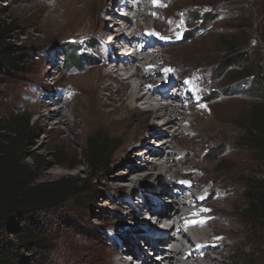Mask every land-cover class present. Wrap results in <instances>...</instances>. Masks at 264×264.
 I'll list each match as a JSON object with an SVG mask.
<instances>
[{
	"label": "rangeland",
	"instance_id": "obj_1",
	"mask_svg": "<svg viewBox=\"0 0 264 264\" xmlns=\"http://www.w3.org/2000/svg\"><path fill=\"white\" fill-rule=\"evenodd\" d=\"M160 1H163L161 8L164 14L171 13L168 17L173 16L175 20L160 19L154 23L151 18L146 21L139 19L138 31H143L154 24L157 32L167 30L173 32L175 29L172 34L177 39L172 40V45L158 49L157 52L160 54L162 50L164 58L178 64L173 69L174 72H194V75L202 77V84L208 88L205 92L209 95L210 102L222 98L233 100L235 103H233L235 112L227 117L231 128L228 136L218 139L213 144H205L199 153L204 155L205 164L217 165L221 171H231V179L239 186L238 196L228 205L238 216L242 229V234L237 237L239 242L232 249L234 255L231 264H264V222L255 219L250 222V217L243 211L244 194L249 182L264 178V166L256 153L246 148L250 138L248 126L251 113L255 105L264 103L263 98L253 96L252 91H249L253 78H264V0ZM54 2L55 0H0V24L12 23V29L5 40L6 44L13 50L18 48L23 51L21 64L24 70L17 75L20 79L16 83H9L8 80L3 82L1 80L3 76L0 75L2 125H8L11 119L20 115L24 119L28 118L26 139L22 148L24 162L33 166L35 170L34 183L69 178L80 182L83 188L61 207L33 211L24 217L25 224L46 240V246L26 257L24 264H110L109 259H114L115 255L108 256V250L118 249L125 254L129 252L127 248L129 246L118 244L113 235L122 238L123 234H130L132 253H136L138 247L148 246L145 240L138 236L136 238V234L142 235L151 231L145 228L143 222L152 226L157 225L152 218L154 208L165 209L166 205L175 206L171 195L176 194L174 193L176 186L168 184L162 178L160 185L167 192L164 195L159 191L154 192L158 199L153 200L149 192L142 194V190L152 186L155 170L140 169L138 175H130V179H139L136 183H131L127 177L123 178L130 165L123 166L122 159H115V154L124 145L126 136L112 131L106 123L89 122L80 134L81 137L75 136V133L80 132L76 129L69 139L61 132L65 129L64 125H59L60 129L55 128L54 125L58 124L57 118L52 119L44 129L41 128L42 125L36 124L35 120L39 116L37 101H48L49 98L45 95L48 91H53L51 96L56 100L59 89L67 91V82L71 78L82 76L91 70L106 69L102 53L105 49V40L104 42L100 40L95 32L70 35L65 33L68 28L53 27L50 23V11L47 9ZM110 3L108 0L106 6ZM96 5L97 3L93 5V11ZM115 11L118 12V16L127 13L118 7H115ZM133 14L134 12H130V15ZM99 15L106 23L104 29L111 30L113 24L111 19L107 18L110 15L103 12ZM199 15H206L207 22L194 21ZM156 37L164 41L168 35L157 34ZM159 40L156 41L158 46H165V43ZM141 42L139 41L138 45H141ZM229 44L242 53L243 61L224 68L223 63L228 57ZM27 49L32 50L27 52ZM66 50L76 52L81 61L75 64L68 63L64 55ZM108 62L112 63L113 57ZM43 64L50 72L46 77V86L41 83ZM166 69H170L169 66L165 67ZM134 70V66H131L128 71ZM139 70L144 71L143 66H140ZM124 73H121L122 77L125 76ZM132 81L138 83L140 79L136 77ZM102 84L109 86L103 91L106 103L118 106L125 101L124 93L127 89L121 78L110 74L106 78H101L100 85ZM137 116L141 118L143 113H138ZM94 134L115 148L106 164L98 171L91 170L83 156L88 147V138ZM130 155L131 158L135 157L133 154ZM62 157L64 163L61 162ZM135 165L141 168L142 161L135 160ZM146 173H150V176L144 177ZM91 175L93 179L89 180ZM113 184H128L129 187L117 191L111 186ZM131 189L143 195L145 205L139 208L143 209L145 215L137 216L136 221L128 219L126 225H121L125 220H121L117 211L121 209L122 214L127 212L129 198L125 197L131 194ZM136 191L134 198L131 199L134 202L139 200ZM137 210L132 209V217L136 215ZM106 218L116 220L120 226L115 229L102 224ZM181 228L183 227L180 225L177 229ZM155 248L158 252H163V245L158 244ZM157 250L153 255L147 254L146 249V257L154 264H165L157 261L155 256L158 254ZM131 256L133 264L140 261L138 254Z\"/></svg>",
	"mask_w": 264,
	"mask_h": 264
},
{
	"label": "bare ground",
	"instance_id": "obj_2",
	"mask_svg": "<svg viewBox=\"0 0 264 264\" xmlns=\"http://www.w3.org/2000/svg\"><path fill=\"white\" fill-rule=\"evenodd\" d=\"M109 1L110 5L106 6L108 0H55L47 9L53 27L68 28L65 33L70 35L95 32L100 40H105L102 53L106 69L91 70L71 78L67 82V91L59 89L56 100L51 96L53 91H48L45 95L50 105L42 100L37 101L39 116L35 122L44 129L52 119L57 118L58 124L52 125L56 129L64 125L65 129L61 132L67 139L76 129L80 132L75 133V136L81 137L80 134L89 122L106 123L112 131L126 136L124 145L115 154V159H122L123 166L130 165L123 178L127 177L131 183H136L139 179H130V175H138L140 169L155 170L152 186L142 190V194L149 192L153 200L158 199L154 192L159 191L162 195L167 192L160 185L162 178L176 186V194L171 195L175 206L154 208L152 218L157 225L143 222L145 228L151 231L136 234V238L138 236L148 244L145 248L138 247L136 253L140 261L137 264H154L146 257V249L147 254L154 255L158 244L163 245V252L157 250L158 254L155 255L159 263L231 264L234 255L232 249L237 246V237L242 234V229L238 216L228 205L238 196L239 186L231 179V171H221L217 165L205 164V157L199 151L205 144H213L228 136L231 128L227 117L234 111V101L220 98L210 102L205 92L208 88L202 84V77L194 75V72H174L178 64L164 58L162 50L160 54L157 52L158 49L172 45V40L177 39L172 34L175 29L173 32L167 30L158 33L154 24L138 31L139 19L146 21L151 18L154 23L160 19L175 20L173 16L168 17L171 13L164 14L161 8L163 1ZM95 3L97 5L93 11ZM115 7L127 13L118 16ZM100 11L110 15L107 18L113 24L111 30L104 29L106 23L99 15ZM130 12L134 14L130 15ZM157 34L168 35V38L159 40ZM158 40L165 43V46H158ZM139 41H142L141 45H138ZM112 57L113 62H108ZM131 66L135 68L133 72L128 71ZM140 66H143L144 71L140 72ZM167 66L171 71H162ZM122 72H125L124 77L121 76ZM49 73L43 64V86H46ZM110 74L121 78L127 89L124 93L125 101L118 106H111L103 99V91L109 86L100 85V80ZM136 77L140 79L138 83L132 81ZM138 113H143V116L139 118ZM130 154L135 157L131 158ZM137 159L142 161L141 168L135 165ZM149 176L150 173H146L144 177ZM111 186L117 191L129 187L128 184ZM131 191L125 197L129 198L127 212L122 214L121 209L117 211L121 220H125L121 225H126L128 219L136 221L137 216L145 215L143 209L139 208L145 205L143 195L134 189ZM134 191L139 195L138 202L131 200ZM132 209H138L134 217ZM102 224L115 229L120 226L110 218H106ZM180 225L183 228L178 230ZM123 236L112 237L118 244L129 246V252L125 254L118 249L108 250V256L115 255L114 259H109L110 264H133L131 255L137 254L131 252L132 237L126 233Z\"/></svg>",
	"mask_w": 264,
	"mask_h": 264
},
{
	"label": "trees",
	"instance_id": "obj_3",
	"mask_svg": "<svg viewBox=\"0 0 264 264\" xmlns=\"http://www.w3.org/2000/svg\"><path fill=\"white\" fill-rule=\"evenodd\" d=\"M195 20L207 22L206 15L196 16ZM12 23L0 24V75L3 82L16 83L24 72L22 54L18 48L6 44V37ZM90 48L92 46H89ZM32 49H27L30 52ZM228 57L223 67L243 61V55L232 44L228 47ZM16 55V56H15ZM66 60L70 64L80 62L76 52L66 50ZM253 96L264 99V78L255 77L249 88ZM0 119V264H24L26 257L46 246L42 235L32 231L25 224L24 217L40 210H52L64 205L83 188L80 182L62 178L50 182H38L33 166L24 162L22 145L26 139L28 118L20 115L2 125ZM248 131L250 138L246 148L256 153L264 166V103L255 105L251 113ZM115 148L97 134L88 138L84 159L91 170H100ZM61 162L64 163L62 157ZM93 179V175L89 180ZM244 213L250 222H264V178L249 182L244 194Z\"/></svg>",
	"mask_w": 264,
	"mask_h": 264
},
{
	"label": "snow or ice",
	"instance_id": "obj_4",
	"mask_svg": "<svg viewBox=\"0 0 264 264\" xmlns=\"http://www.w3.org/2000/svg\"><path fill=\"white\" fill-rule=\"evenodd\" d=\"M165 71H171V70H170V69H166ZM182 183H187V182H183V181H182ZM205 211H207V210H205ZM201 222H202V221H201Z\"/></svg>",
	"mask_w": 264,
	"mask_h": 264
}]
</instances>
